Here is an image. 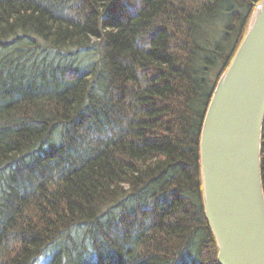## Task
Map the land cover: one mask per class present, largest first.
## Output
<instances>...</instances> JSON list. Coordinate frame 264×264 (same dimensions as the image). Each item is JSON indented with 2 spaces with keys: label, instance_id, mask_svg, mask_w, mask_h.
<instances>
[{
  "label": "trees",
  "instance_id": "trees-1",
  "mask_svg": "<svg viewBox=\"0 0 264 264\" xmlns=\"http://www.w3.org/2000/svg\"><path fill=\"white\" fill-rule=\"evenodd\" d=\"M259 1L0 0V264H218L200 132Z\"/></svg>",
  "mask_w": 264,
  "mask_h": 264
},
{
  "label": "water",
  "instance_id": "water-1",
  "mask_svg": "<svg viewBox=\"0 0 264 264\" xmlns=\"http://www.w3.org/2000/svg\"><path fill=\"white\" fill-rule=\"evenodd\" d=\"M263 121L264 0H260L217 80L200 132L203 210L218 264H264Z\"/></svg>",
  "mask_w": 264,
  "mask_h": 264
},
{
  "label": "bare ground",
  "instance_id": "bare-ground-1",
  "mask_svg": "<svg viewBox=\"0 0 264 264\" xmlns=\"http://www.w3.org/2000/svg\"><path fill=\"white\" fill-rule=\"evenodd\" d=\"M248 24H249V21H248L247 24H246V27H245V31H244V33L246 32V29H247V27H248ZM243 36H244V35H243ZM242 39H243V37H242ZM242 39H241V41H242ZM241 41H240V43H241ZM240 43H239V45H240ZM239 45H238V47H239ZM232 58H233V57H232ZM231 60H232V59H231ZM230 62H231V61H230ZM229 64H230V63H229ZM227 67H228V66H227ZM226 69H227V68H226ZM226 69H225V70H226ZM225 70H224V71H225ZM224 71H223V72H224ZM262 127H263V124H262ZM261 133H262V131H261ZM202 204H203V202H202Z\"/></svg>",
  "mask_w": 264,
  "mask_h": 264
},
{
  "label": "rangeland",
  "instance_id": "rangeland-1",
  "mask_svg": "<svg viewBox=\"0 0 264 264\" xmlns=\"http://www.w3.org/2000/svg\"><path fill=\"white\" fill-rule=\"evenodd\" d=\"M249 19H250V18H249ZM248 21H249V20H248ZM76 59H77V58H76ZM220 76H221V75H220ZM220 76H219V77H220ZM218 79H219V78H218ZM184 260H190V259H189L188 257H184L182 261H184Z\"/></svg>",
  "mask_w": 264,
  "mask_h": 264
}]
</instances>
